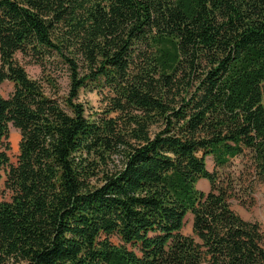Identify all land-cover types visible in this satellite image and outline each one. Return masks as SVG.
<instances>
[{
	"label": "trees",
	"instance_id": "obj_1",
	"mask_svg": "<svg viewBox=\"0 0 264 264\" xmlns=\"http://www.w3.org/2000/svg\"><path fill=\"white\" fill-rule=\"evenodd\" d=\"M5 82L0 264H264L228 202L235 159L264 183V0H0Z\"/></svg>",
	"mask_w": 264,
	"mask_h": 264
},
{
	"label": "rangeland",
	"instance_id": "obj_2",
	"mask_svg": "<svg viewBox=\"0 0 264 264\" xmlns=\"http://www.w3.org/2000/svg\"><path fill=\"white\" fill-rule=\"evenodd\" d=\"M17 58L24 65L28 75L32 78H41L42 70L34 63L28 62L23 59L21 55H17ZM60 92L62 93L66 89V78L61 75L58 78ZM12 91V84L5 82L0 85V92L7 96ZM79 100L85 105L86 113L88 115H95L99 113L104 105L102 97L96 90L85 89L80 92ZM20 141V132L14 126H9L8 143L9 150L8 155L10 161L15 163L18 155V143ZM238 159L234 160V164L230 167L229 171L234 175L235 196L228 198L231 209L238 214L243 220L249 222H255L260 226V229L264 232V183L258 180H254L247 172L241 174L242 164L238 163ZM206 166L209 171L214 169V163L211 157H207ZM228 172V171H227ZM223 174V173H222ZM222 176H225L222 175ZM196 188L203 192H207L210 188L209 182L206 179H200L196 183ZM184 234L192 233V216L187 214L184 226L182 228Z\"/></svg>",
	"mask_w": 264,
	"mask_h": 264
}]
</instances>
